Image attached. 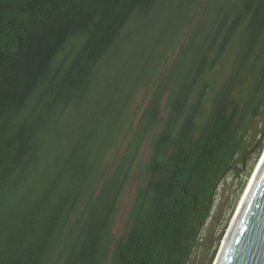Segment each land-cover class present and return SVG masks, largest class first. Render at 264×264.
<instances>
[{
    "label": "trees",
    "instance_id": "obj_1",
    "mask_svg": "<svg viewBox=\"0 0 264 264\" xmlns=\"http://www.w3.org/2000/svg\"><path fill=\"white\" fill-rule=\"evenodd\" d=\"M263 114L264 0H0V264H195Z\"/></svg>",
    "mask_w": 264,
    "mask_h": 264
},
{
    "label": "rangeland",
    "instance_id": "obj_2",
    "mask_svg": "<svg viewBox=\"0 0 264 264\" xmlns=\"http://www.w3.org/2000/svg\"><path fill=\"white\" fill-rule=\"evenodd\" d=\"M232 55L227 57L219 67V78L225 80L232 67ZM145 89H141L133 104L135 122L140 119L144 104L146 102ZM264 139V114L253 123L251 133V150L245 155V159L230 172L219 186L212 218L208 220L203 228L207 243L199 246L196 250L195 264H213L222 239L237 209L240 198L245 191L250 176L258 164L263 150L260 151L259 141ZM150 152L148 142L144 145L140 153V163L143 165L147 161ZM142 165H138L132 170L128 183L126 184L116 213L113 233L116 238L121 237L127 226L129 212L132 208L135 194L139 185L142 184ZM219 239V241H218ZM206 241V240H205Z\"/></svg>",
    "mask_w": 264,
    "mask_h": 264
},
{
    "label": "water",
    "instance_id": "obj_3",
    "mask_svg": "<svg viewBox=\"0 0 264 264\" xmlns=\"http://www.w3.org/2000/svg\"><path fill=\"white\" fill-rule=\"evenodd\" d=\"M219 264H264V165Z\"/></svg>",
    "mask_w": 264,
    "mask_h": 264
},
{
    "label": "bare ground",
    "instance_id": "obj_4",
    "mask_svg": "<svg viewBox=\"0 0 264 264\" xmlns=\"http://www.w3.org/2000/svg\"><path fill=\"white\" fill-rule=\"evenodd\" d=\"M264 165V149H263V153L260 157V160L258 162V164L255 166L254 168V171L252 172V175L250 176V179H249V182L245 188V191L243 192L241 198H240V201L238 203V206H237V209L234 213V216L230 222V225L228 226L227 230H226V233L222 239V242H221V245H220V248L217 252V255H216V258L214 260V263L213 264H219L221 258H222V255L224 254L225 252V249H226V246L228 245L232 235H233V232L234 230L236 229L237 225H238V222L240 220V217L242 215V212L244 210V207L246 205V202L249 198V195L253 189V186L260 174V171L262 169Z\"/></svg>",
    "mask_w": 264,
    "mask_h": 264
}]
</instances>
